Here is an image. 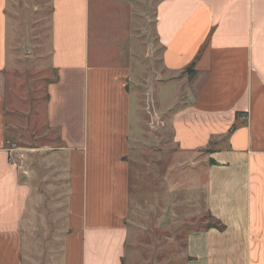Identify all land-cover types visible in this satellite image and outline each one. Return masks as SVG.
I'll list each match as a JSON object with an SVG mask.
<instances>
[{"label": "crops", "instance_id": "0c3cea01", "mask_svg": "<svg viewBox=\"0 0 264 264\" xmlns=\"http://www.w3.org/2000/svg\"><path fill=\"white\" fill-rule=\"evenodd\" d=\"M7 1L0 0V264H26L27 207L44 204L6 145ZM50 5L56 74L46 121L58 132L62 162L56 184L45 186L56 191L48 206H64L56 264H126L130 151L145 110L152 121L164 112L181 151L206 150L204 205L225 227L190 231L184 264H264V0H157L150 51H159L161 70L145 85L146 109L132 77L128 11L113 5L121 25L98 38L112 55L91 58L90 0Z\"/></svg>", "mask_w": 264, "mask_h": 264}, {"label": "rangeland", "instance_id": "374dc122", "mask_svg": "<svg viewBox=\"0 0 264 264\" xmlns=\"http://www.w3.org/2000/svg\"><path fill=\"white\" fill-rule=\"evenodd\" d=\"M90 0L91 58L107 52L105 30L119 28L113 5L129 14V36L134 48L132 77L145 108L146 83L161 70L159 51L151 53L150 34L157 0ZM51 0H8L7 56L4 114L9 160L43 193L44 206H28L22 227L26 264H56L64 206H48L55 197L54 178L61 170L58 132L47 124L48 84L56 71L50 56ZM113 31V32H114ZM111 53V52H110ZM152 80H147L146 78ZM166 95L171 90L165 87ZM172 107V106H171ZM146 109V108H145ZM143 109V110H145ZM145 114V115H144ZM143 114L144 131L130 151L131 249L126 264H184L187 234L211 223L205 200L206 150L181 151L174 143L164 112L152 121ZM154 118V117H153ZM156 120V121H155ZM158 120H162L159 124ZM54 156L58 157L53 158ZM43 198V199H42ZM58 201V200H57Z\"/></svg>", "mask_w": 264, "mask_h": 264}, {"label": "trees", "instance_id": "16d2710c", "mask_svg": "<svg viewBox=\"0 0 264 264\" xmlns=\"http://www.w3.org/2000/svg\"><path fill=\"white\" fill-rule=\"evenodd\" d=\"M188 72V74H192L193 73V68L192 66H189L186 70ZM239 114V113H238ZM209 227H216L220 230L224 229V224H222L221 222L219 221H216V222H212L210 225H208Z\"/></svg>", "mask_w": 264, "mask_h": 264}]
</instances>
